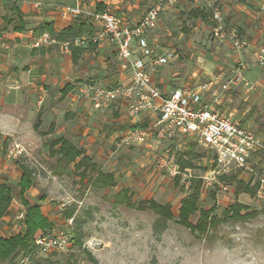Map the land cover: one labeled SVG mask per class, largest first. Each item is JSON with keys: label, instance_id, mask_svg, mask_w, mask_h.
<instances>
[{"label": "rangeland", "instance_id": "obj_1", "mask_svg": "<svg viewBox=\"0 0 264 264\" xmlns=\"http://www.w3.org/2000/svg\"><path fill=\"white\" fill-rule=\"evenodd\" d=\"M214 1L222 10L224 18L222 25L227 29L231 26L236 27L241 39L246 43L241 54L235 51L230 40L221 42L214 39L215 23L210 20L207 22L189 17V11L194 8L196 0H180L178 4L173 6H170L166 0H158L155 5L161 4L163 7L159 18L161 24L158 29L149 31L147 34L161 36L167 32L173 36L172 39L177 44L175 48L178 58L172 64L178 70L182 67L185 68L183 77L197 73L198 81L204 82L209 80L210 75L207 72H210L211 75L220 76L221 80L227 81L230 78V73L238 66L239 62H242L246 66L247 77L246 75L245 77L247 81L256 84L255 90L257 91L256 80L259 78V74L264 76V65L247 61V56H250L247 53L252 47L253 40L247 36L249 34L247 27L246 32L241 30V25L236 21V15L233 18L230 17L231 9H234L233 6L236 5L237 0ZM253 1L261 4L258 25L260 30L264 28V22L261 19L264 16L262 9L264 0H249L248 2ZM6 7L7 5H4V10H0L1 28L5 27L4 16L6 14L9 16ZM82 10L86 12L83 14L84 16L90 17L86 10ZM12 29V26L8 27L7 34L11 42H6L9 47L6 50L11 52L8 53L10 59L7 58L8 63L15 66L16 60L14 58L17 54V47L15 46L16 37L14 38V34L18 33H13ZM254 45L252 47L255 48L253 52L264 48L263 41ZM110 69H103L99 73V77L104 80L110 77L113 73ZM255 70L256 74L252 75ZM62 74L63 76L59 78L53 77V81L57 84L53 91H51L49 84L45 85L47 88L45 91H49L48 95H51V101L47 102L46 105L50 106V111L54 109V113L52 112L51 117L45 120L41 119V121L37 118L38 113L35 115L33 128L39 124L40 131H36L39 137L31 140L24 136L23 143L18 145L22 154L16 159H8L7 157L14 145L7 143L5 149L0 151L5 157L4 162L8 164L7 174L12 178H15L17 171H20V165L28 166L35 172L36 185L27 193V197L42 206L44 213L51 218L56 229L67 230L66 217L63 212L72 208L73 225L71 233L76 231L82 235V248L75 245L65 253L40 257L37 262L91 264L88 261L87 253L84 252L85 250L94 256L99 264H264V199H260L258 194L254 197L248 194H239L234 185H231L229 192L216 194L215 200L212 198L213 191H203L204 193L200 197V210L215 207L214 215L219 219L224 218L225 210L235 202L247 206L250 212L256 213V216L245 221L222 222L205 234L193 232L179 225L177 222L179 208L187 194V191L182 190V186L186 184V188L189 187L187 180L192 175L201 176L210 171L213 165L210 155L198 147L195 150V155L186 156V159L191 160L196 169L185 172L180 184L175 185L173 178L158 170L157 161L169 154H175L177 161L178 152H189L186 144L172 140H158L151 129L153 134L151 132L152 135L144 143L117 146L119 140L116 133L121 130V127L139 125L144 129H150L152 128V121L149 120L150 122L147 123L136 119L138 123H130L128 104L125 102V105H122V99L101 110H95L90 99H86L81 91L87 86L101 87L105 90L124 88V86H117L110 82L107 83V81L94 80L89 77L84 78V74L72 77L66 70ZM0 76H2L1 78L5 77L4 73L1 72V65ZM74 77H79V79L72 81L71 79ZM66 84H71L74 89L65 98H62L61 91ZM13 89L15 90V88L8 87L5 93L8 95ZM14 90L12 92L19 93L18 98H26L29 94L23 88ZM42 90L30 92V94H33L35 100L41 99L39 96L43 94ZM245 92L244 89L243 93ZM0 94L3 93L0 91ZM254 95L255 97L248 100L238 96L232 105L240 111L249 108V112L259 111V116L261 115L259 117V130H261L259 133L264 137V101L255 100L254 98L258 97L257 94ZM261 95L264 97V90ZM12 97L14 100L15 95ZM20 103L28 105V107L31 104L23 101V99ZM34 105L37 110L43 106L39 111L42 116L45 113L44 102H35ZM229 110L230 108L227 109L228 112ZM75 113L79 115L78 119L74 117ZM119 113L121 117H124L122 121L116 123L114 121L115 115ZM141 116L144 118V115ZM254 116L252 118L256 121ZM132 121L134 120L132 119ZM70 123L74 124L73 128L75 127L76 131L81 132L82 129V133H88L86 137L80 136V139L73 135L75 137L71 140L79 146L78 142H86L87 138H92L91 142H87L90 156L94 158V161L99 164L103 171L112 172L115 175L117 187L104 190L96 189L87 180L80 181V178L73 173V167H70L67 173L62 176L53 175L52 167L56 163V159L51 158L44 147L49 138L43 132L47 131L53 124L56 134L57 132L60 133L57 135L66 136L65 131L67 132L69 129ZM98 145H101V148ZM199 154H203L204 157H197ZM260 157H264V155L261 154ZM205 167L209 169L207 172L203 171ZM248 167L247 170L239 173V178L246 182L251 180L253 184L262 178L264 179V158L260 161L259 154L254 156ZM122 189H129L133 201L136 203L154 200L162 205L170 204L174 214L173 219L166 221L150 210L139 211L138 209L115 205L114 196ZM18 199L17 197L15 204L20 203ZM198 218L199 212L190 218V222L195 225ZM8 235L9 233L4 234L5 237Z\"/></svg>", "mask_w": 264, "mask_h": 264}, {"label": "built area", "instance_id": "obj_2", "mask_svg": "<svg viewBox=\"0 0 264 264\" xmlns=\"http://www.w3.org/2000/svg\"><path fill=\"white\" fill-rule=\"evenodd\" d=\"M166 1L173 6L180 0ZM196 2L204 5V8L211 13V21L216 24L213 31L214 39L221 42L230 40L235 51L241 54L246 43L241 39L236 27L231 26L227 29L222 25L224 18L217 2L214 0H196ZM44 7L57 12L63 19L86 13L78 6L36 4V8ZM262 9L264 10V5ZM162 10L161 4L155 5L134 27L123 26L121 20L110 8L101 14H90L92 23L98 24L101 30L93 38L78 39L75 45L81 47L89 41L96 43L108 37L115 45L119 59L124 63L123 68L130 72L131 85L114 90L87 86L81 91L86 99H90L95 110H101L122 99L127 102L129 116L135 121L145 111L155 113L154 133L158 140H172L183 144L191 140L198 147L212 154L216 167L199 176L203 184L202 190L210 192L215 185H218V192L225 194L230 191L231 186L219 183L217 176L247 170L254 156L264 153V143L259 136L242 126L232 115H225L215 107H207L205 95H211L213 102L220 104L223 96L229 92L240 88L245 89L246 92H252L257 86L247 81L244 74L246 66L239 62L230 73L229 80L219 84L218 89H214L213 83H205L179 88L169 95H163L153 83L152 77L162 67L173 61L177 54L174 50L157 54L151 47L147 34L157 29ZM54 43L55 40L48 33H44L36 39L33 47L39 49ZM134 45L141 51V55L136 58H133ZM64 48L69 50L68 44H65ZM252 61L264 65V48L254 53ZM150 135H152L150 129H130L123 135L118 146L140 145ZM21 154L19 147L14 146L7 157L16 159ZM175 157V154H169L157 161L158 170L173 179L177 176L183 177L185 174L181 172ZM257 194L260 199H264L263 178L260 179ZM24 216V212L16 215V220L19 221L22 229ZM72 223V218L67 219V230L54 229L52 233L38 239L34 249L17 256L15 264H37L40 257L62 254L72 249Z\"/></svg>", "mask_w": 264, "mask_h": 264}, {"label": "crops", "instance_id": "obj_3", "mask_svg": "<svg viewBox=\"0 0 264 264\" xmlns=\"http://www.w3.org/2000/svg\"><path fill=\"white\" fill-rule=\"evenodd\" d=\"M5 1L8 0H0V10H4V5H7V2ZM12 1H14L17 4L18 8L20 9V12L23 14V18L26 22V31L23 33L14 34V38L16 37L15 46L17 47V54H15L16 57L14 58L16 62L14 61L12 62L15 63V66H12L8 63V61L10 60L8 53H11L6 50L9 49L6 42L8 43L11 42L8 34L4 33V35L0 38V65H1V72L4 73L5 75V77L3 78H1L2 76H0V91L1 93H3L0 94V102H1L0 151H3L5 149V145L7 143L12 144L14 146L21 145V143H23L22 139L24 136L31 140H34L35 137L38 136L36 131L37 130L40 131L39 124H38V129L33 128V119L35 115H37L38 113L37 118L39 121H41V119L45 120L46 118L51 117L52 112L54 113V109L50 111L49 110L50 106L48 107L46 105L47 102L49 103L51 101V95L50 94L48 95L49 91L47 92L45 91L47 90L45 85L49 84L51 86V91H53L55 89L54 87L57 86L56 82L53 81L54 79L53 77L57 76V78H59L63 76L62 74L63 71L66 70L72 77L79 76V74H84L85 75L84 78L89 77L94 80L105 81V82L107 81V83L110 82L117 86L122 85L124 87H128L131 84L130 72L128 69L123 68L124 63L119 59L116 47L108 37L96 42V47L95 46L88 47V43L83 45V47L85 48L82 49V53L76 59L77 60L76 63L73 62V56L71 51L70 50L66 51L64 45L62 44L54 43L39 49L34 48L33 44L35 41L33 37L35 30L49 25L54 31L60 32L61 30L69 27L73 22V18L63 19L57 12L50 10L47 7L36 8L37 3L61 4L64 6H71V7L78 6L86 10L89 15L97 13L96 12L97 4H102L105 7V9L110 8L116 14V16L121 20L123 26L134 27L141 22L142 18L146 15V13L151 8H153L155 3L158 2V0H12ZM248 1L249 0H246V3L236 2V5L233 6L234 9H231L230 17L233 18V16L236 15V21H238L239 24L241 25L242 28L241 30H243V32L244 30L246 32V27H247V30L249 31V34L247 36H249V38L253 40L252 42L253 44L251 46L254 47L255 46L254 44L258 45L261 43V41H263L264 44V28H261L259 30L258 27L259 18H260L259 10L261 9V4L256 1L255 2L254 1L248 2ZM258 3H259V8L257 7ZM194 7L200 9L204 8L199 2H195ZM6 10H8V6L6 7ZM87 18H89L90 21L92 22L90 17ZM261 19L264 22V16ZM160 21L161 20L159 19L157 29L161 24ZM93 25L95 26L97 32L99 33L101 27L98 24H93ZM172 37L173 36L167 32H164V34L161 36L148 34L149 43L151 47L155 50V52L157 54H163L166 51L174 50L177 54L176 55L177 57L173 60L175 61L178 58V53L176 51L177 49L175 48L177 44L174 43ZM38 38L39 37H37L36 39ZM252 47L249 48L250 51H248L247 53L250 54V56H247L248 59L247 61L250 60L251 62L253 55L255 53L253 52L255 48ZM133 48H134L133 58H136L137 56L139 57L141 55V51L136 45H134ZM7 58L9 60H7ZM173 61H171L168 65L162 67L160 71L155 73L152 77L155 86H157L159 91L165 96L169 95L172 91L179 88H184L189 86H199L205 83H213L215 84L214 89H218L220 86L219 84L226 81V80L223 81V79L221 80V78H219L220 76L211 75L210 72H207V74L210 75L209 80L204 82L198 81L197 73L188 74L186 77H183V73H184L183 71L185 68L182 67L180 70L176 69L175 68L176 66L172 64ZM106 68H111L110 70H112L113 73L110 75V77L104 80L99 77V73H101L102 70ZM253 74H256V70L254 71V73L252 72V75ZM226 75H228V73H226ZM245 75L247 77L246 70H245ZM78 79L79 77L77 78L74 77L71 80L77 81ZM256 83L258 84V89H257L258 92L255 90L254 92L252 91V93L245 92L246 93L245 94L243 93L244 89L240 88L238 90L229 92L225 96H223V99H221L220 104H215L213 102V97L207 94L205 95V105L207 107H215L217 110L224 113L225 115H232L233 118L236 121H238L242 126L246 127L248 130L254 132L257 136H259L264 143V137L259 133L261 131L259 130V117H261V115L259 116V111L249 112L250 108L244 111H240V109L234 108L232 105L234 103L235 98L238 96H240L244 100H248L249 98L255 97L254 94H257L258 98H254V99L257 101H264V97H262L261 95V92L263 93L264 90L263 89L264 76L262 74H259V78L256 80ZM8 87L15 88V90L13 89L14 91L23 88L25 91L29 92V94L26 98L24 97L18 98L19 93L12 92L13 90H11V92H9L11 95L10 94L7 95L5 92H7ZM41 90L43 93L41 96H39V98L41 97V99L35 100L33 94L32 93L30 94V92H38ZM14 95H15V99L13 100L12 96ZM22 99L25 102L31 103L30 106L28 107V105H24L20 103L22 102ZM39 101L44 102L45 113L42 116L39 111L40 109H42L43 106L41 108H38L37 110L34 105L35 102L37 103ZM122 101H123L122 105H125V101L124 100ZM229 108L230 110L228 112L227 109ZM141 115H144V118H142ZM141 115L139 116V119L137 118V120L147 123L152 121L151 123L152 128H150V130L152 129V131H154V122H155L154 120L156 114L153 113L152 111H145ZM253 115H255L254 118L256 119V121L253 120L252 118ZM74 117L78 119L79 115H76L75 113ZM123 117L124 116L121 117L120 113L116 114L114 121L118 123L122 121ZM98 121L100 122V120ZM130 123H138V122H136L135 120L132 121L131 119ZM69 126L67 132L65 131V133L67 134L66 136L57 135L60 133L57 132L56 134L53 124H51L50 128L47 131L43 132V134H46L47 138L65 137L71 142H73L71 139L74 138L75 136H78V139H80V136L86 137L88 135L87 132L82 133V129L81 132L76 131L75 127L73 128L74 126L73 123H70ZM129 130L130 129L127 130L122 129L121 127V130H119V132L116 133V137L118 138V140L120 141L123 135ZM91 140L92 138L89 137L86 139V142L84 141L78 142L79 146L76 144L78 147L83 148L88 156H90V150L88 149L87 142L88 141L91 142ZM98 147L101 148V145H98ZM261 154L264 155V153H259L260 161H262V158H264V157H260ZM4 158H5L4 155L0 153V183H8L16 186L22 175V172H20L21 169H19L20 170L19 172L17 171V175L15 176V178H12L10 175L7 174L8 172L6 168L8 167V164L4 162ZM94 162L99 166V164L96 161ZM203 191L204 190H202V194L205 192ZM27 193H26V198L31 203L37 204L35 201H32L27 197ZM31 195L33 196L34 194ZM16 199L17 196L15 197L9 209L8 214L0 221V238H9L13 235L19 234L22 230L19 221L16 220V215L20 212H24L25 209L19 199L18 200L20 203L15 204ZM45 216H47L49 220L53 222L47 214H45ZM6 233H9L8 237L4 236V234Z\"/></svg>", "mask_w": 264, "mask_h": 264}, {"label": "trees", "instance_id": "obj_4", "mask_svg": "<svg viewBox=\"0 0 264 264\" xmlns=\"http://www.w3.org/2000/svg\"><path fill=\"white\" fill-rule=\"evenodd\" d=\"M239 3H246V0H237ZM8 13L4 16L5 27H0V38L7 33L8 27L12 26L13 33H23L26 31V22L23 18V14L20 12L17 4L14 2H7ZM105 7L102 4H97V14H101L105 11ZM15 16V18H14ZM189 17L191 19H202L203 21H211V13L206 8L194 7L189 11ZM48 33L52 39L55 40V44H68V49L71 51L73 56V62H77L78 56L82 53L83 46H76L75 42L83 37L93 38L97 34V30L89 18L83 14L73 17L72 24L61 30L60 32L54 31L49 25L41 27L34 32V41L36 38ZM95 46L96 43L89 41L88 47ZM228 81V80H227ZM226 82V81H224ZM74 87L71 84H67L61 91L62 98H65ZM40 118V117H39ZM38 129V125L35 126ZM142 128L139 125L124 126L122 129H137ZM186 147L189 148V152H178L177 153V164L180 167L182 173L188 170H194L196 167L187 160L186 156L195 155V150L198 146L193 141L185 143ZM45 149L49 152L51 158L56 159V163L53 165V175L62 176L67 173L70 167H73V173L80 178V181L87 180L88 183L96 189H108L117 187V181L115 175L112 173L102 171L99 166L94 162L93 158L88 156L83 148L78 147L73 142L69 141L65 137H50L46 144ZM200 148V147H199ZM205 151V150H204ZM210 156L211 161H214L212 154L206 151ZM204 154V153H203ZM199 154L197 157L203 158L204 155ZM212 168L215 169L216 165L212 162ZM22 172L19 182L16 186L8 183H0V221L8 214L9 209L17 196L24 206V228L19 234L13 235L9 238H0V264H15V260L22 252L28 253L30 250L35 248L38 239L50 234L55 229L53 222L49 220L43 213L42 206L40 204H33L26 198V193L36 185L37 178L35 172L28 166H19ZM209 169L203 168L204 172ZM242 171L231 172L230 174L218 175L217 180L221 184L234 185L239 194H248L251 197L256 196L260 186V181L253 184L251 180L248 182L239 178ZM182 180V176L174 178L175 185H179ZM189 187L186 188V184L182 186V190L187 191L185 198L181 202L179 213L177 216V222L179 225L190 229L193 232L199 234H205L208 231L216 228L222 222L225 221H245L249 218L256 216L255 212H250L249 208L239 202H235L225 210L224 218L219 219L214 215L216 208L213 207L208 210H200V197L202 194V180L199 175H192L187 183ZM187 189V190H186ZM219 187L215 185V188L210 192L212 198L216 199ZM114 204L117 206H125L130 209H138L139 211L150 210L153 211L157 216L163 218L166 221L173 219L174 214L172 206L170 204L162 205L154 200L141 201L136 203L133 201L132 195L129 189H122L114 196ZM199 212V218L195 225L190 222V218ZM245 212V214H242ZM67 219L72 218L73 209L68 208L63 212ZM73 246L78 245L80 248L83 247L82 235L74 231L72 233ZM88 261L91 264H99L98 260L86 252ZM37 264H47V261L43 263L38 261Z\"/></svg>", "mask_w": 264, "mask_h": 264}]
</instances>
